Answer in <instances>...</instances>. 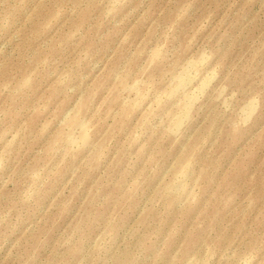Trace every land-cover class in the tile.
I'll return each instance as SVG.
<instances>
[{"label":"rangeland","instance_id":"1","mask_svg":"<svg viewBox=\"0 0 264 264\" xmlns=\"http://www.w3.org/2000/svg\"><path fill=\"white\" fill-rule=\"evenodd\" d=\"M0 264H264V0H0Z\"/></svg>","mask_w":264,"mask_h":264}]
</instances>
